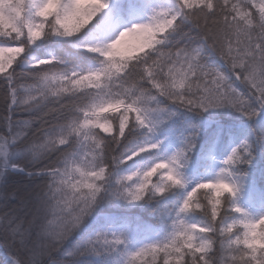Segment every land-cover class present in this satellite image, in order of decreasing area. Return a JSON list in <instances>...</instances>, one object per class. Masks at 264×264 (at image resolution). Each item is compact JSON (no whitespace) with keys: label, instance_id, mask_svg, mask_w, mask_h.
<instances>
[{"label":"snow or ice","instance_id":"snow-or-ice-1","mask_svg":"<svg viewBox=\"0 0 264 264\" xmlns=\"http://www.w3.org/2000/svg\"><path fill=\"white\" fill-rule=\"evenodd\" d=\"M0 264H264V0H0Z\"/></svg>","mask_w":264,"mask_h":264}]
</instances>
